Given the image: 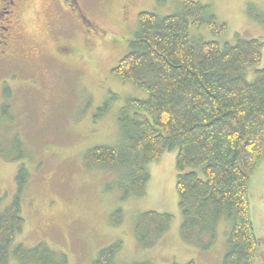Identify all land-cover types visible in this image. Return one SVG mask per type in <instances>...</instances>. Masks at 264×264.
<instances>
[{"label": "rangeland", "instance_id": "rangeland-1", "mask_svg": "<svg viewBox=\"0 0 264 264\" xmlns=\"http://www.w3.org/2000/svg\"><path fill=\"white\" fill-rule=\"evenodd\" d=\"M59 3H57V2ZM209 6L222 36L208 27H190L195 41L234 45L259 39L264 44V0H196ZM19 27L23 59L0 63V198L11 204L18 194L17 174L28 181L20 202L25 225L10 249L9 264H20L16 247L44 243L67 255L69 264H93L99 253L121 244L114 264H223L228 250L229 220L223 219L216 239L200 240L208 249L186 242L180 234L182 215L176 190L177 149L150 163V180L141 196L124 199L130 187L127 166L90 167L87 153L97 146L126 150L130 128L121 122L130 99L146 92L112 74L125 57L142 12L164 17L180 14L174 0H26ZM80 15L90 21L86 26ZM56 31V32H55ZM30 61V62H26ZM36 63L39 70L27 68ZM264 68L245 72L249 81ZM40 72V73H39ZM133 112H129L132 118ZM201 175L202 170H197ZM251 213L260 238L264 264V158L250 179ZM122 211L120 225L112 216ZM148 211L172 215L169 231L152 247L136 240L138 217ZM210 239V240H209Z\"/></svg>", "mask_w": 264, "mask_h": 264}, {"label": "trees", "instance_id": "trees-1", "mask_svg": "<svg viewBox=\"0 0 264 264\" xmlns=\"http://www.w3.org/2000/svg\"><path fill=\"white\" fill-rule=\"evenodd\" d=\"M174 1L183 4L182 13L139 14L129 52L112 70L114 76L148 95L143 100L130 99L123 110L121 122L130 128L129 148L97 146L88 151L87 164L127 166V199L144 194L151 177L148 165L177 149L182 239L208 249L212 242L205 244L200 237L205 234L215 240L218 225L226 219L228 250L223 264H260L261 241L252 220L249 187L252 173L264 158V68L253 81L245 72L261 64L264 44L259 39L223 46L195 41L191 26H206L215 36L224 35L227 27L209 6L196 0ZM27 181L26 170L20 168L14 201L3 206L0 198V264H9L10 249L25 225L20 198ZM122 220V211H116L112 224L120 225ZM171 223L168 213L145 212L136 222V240L152 247ZM120 248L117 243L102 250L93 264H114ZM13 256L20 264H69L67 255L44 243L33 249L18 246Z\"/></svg>", "mask_w": 264, "mask_h": 264}, {"label": "flooded vegetation", "instance_id": "flooded-vegetation-1", "mask_svg": "<svg viewBox=\"0 0 264 264\" xmlns=\"http://www.w3.org/2000/svg\"><path fill=\"white\" fill-rule=\"evenodd\" d=\"M63 1L69 4L76 3V0ZM26 11V0H0V63L13 64L21 59L25 60L20 51L18 52L21 39L18 30ZM26 64L30 69L35 65L33 71L39 70L36 63Z\"/></svg>", "mask_w": 264, "mask_h": 264}]
</instances>
